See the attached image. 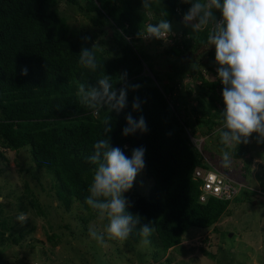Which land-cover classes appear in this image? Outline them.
I'll use <instances>...</instances> for the list:
<instances>
[{
    "label": "trees",
    "instance_id": "obj_1",
    "mask_svg": "<svg viewBox=\"0 0 264 264\" xmlns=\"http://www.w3.org/2000/svg\"><path fill=\"white\" fill-rule=\"evenodd\" d=\"M62 2L77 8L104 35L96 49L101 67L95 72L79 64L82 48L91 49L95 38L72 29L60 11ZM190 7L181 0H153L149 10H143L142 0H0V157L6 159L5 152L28 147L31 167L52 177L50 191L54 193L49 196L58 205L48 206L66 211L76 206L85 213L82 219L86 223L98 217L85 204L95 168L87 158L94 153V144L109 139L129 158L133 149L145 148V167L137 178L147 179L149 190L125 193L129 211L141 218L129 239L144 248L139 258L145 264L158 263L171 250L184 254L183 243L192 240L197 231L216 228L230 211L232 200L207 195L201 201L204 179L196 178L195 172L224 168L225 173L233 174L232 163L250 152V142L241 143L230 150L229 167L218 159L224 148L218 133L223 125L224 85L217 78L216 50L208 43V31L196 33L183 21ZM216 16L222 18L218 11ZM161 19L172 25L166 40L138 36L145 25ZM108 28L113 30L112 37ZM151 39L158 44L150 51L149 44H143ZM107 43L115 46L113 58L107 56ZM163 55L173 61L172 71L157 67L155 59ZM24 68L27 76L21 75ZM125 72L126 79L117 82ZM102 74L113 78L117 93L122 87L139 85L136 90L129 87L127 107L122 111L103 107L94 115L80 103L78 85L95 86ZM136 97L140 111L132 108ZM129 114L136 120L143 116L147 132L124 136ZM106 120L110 133H104ZM201 139L202 143L196 142ZM245 163L244 170L249 172L251 159ZM20 199H27L37 215L45 214L28 184ZM1 203L0 245H18L35 228L17 233L10 219L3 217ZM149 223L153 231L144 244L140 226ZM212 247L208 236L198 251L216 259ZM0 258L8 262L7 256Z\"/></svg>",
    "mask_w": 264,
    "mask_h": 264
},
{
    "label": "clouds",
    "instance_id": "obj_2",
    "mask_svg": "<svg viewBox=\"0 0 264 264\" xmlns=\"http://www.w3.org/2000/svg\"><path fill=\"white\" fill-rule=\"evenodd\" d=\"M181 2L191 5L183 16L184 23L196 33L207 30L208 43L216 50L217 78L224 85L222 96L225 104L221 112L223 125L218 130L220 143L224 145L221 149V164L229 167L232 162V148L241 143L247 144L253 134L257 135L258 142H264V0ZM152 3L153 0H142L143 10H149ZM217 11L221 14V19H217ZM171 33L170 22L161 19L158 23L145 25L144 31L138 33V36L166 40ZM96 49L97 44H94L91 49L82 48L79 54V64L93 72L101 67ZM27 74V68L21 70V75ZM126 77L125 72L118 77L117 82H123ZM114 84L112 77L102 74L95 86L79 84L76 94L80 103L92 109L94 115L103 107L119 112L127 107L129 87L136 90L139 85L122 87L117 93ZM132 108L133 111L141 110L138 97L134 98ZM126 121L124 136L148 130L143 116L136 120L129 114ZM105 125L104 133H110V121L106 120ZM201 140L196 142L204 141ZM145 151L143 147L135 148L129 158L121 148L113 147L109 139L104 138L94 144V153L87 158L88 163L95 168L92 169V181L85 204L98 214L100 221H107L103 231L92 224L89 225V236L98 244H104L105 236L113 240H127L137 225H140L139 215H133L129 211L130 203L125 193L133 188L137 176L145 167ZM197 170L203 173L197 177L195 172L196 178L204 179L200 197L203 202L209 198L207 195H210L204 190L205 177L208 174H217L232 183L237 181L232 178L231 173L227 174L217 168L207 173L203 169ZM17 220L23 223L26 220L25 214L21 212ZM151 225L149 223L140 226L144 244L149 243L147 238L153 231Z\"/></svg>",
    "mask_w": 264,
    "mask_h": 264
},
{
    "label": "rangeland",
    "instance_id": "obj_3",
    "mask_svg": "<svg viewBox=\"0 0 264 264\" xmlns=\"http://www.w3.org/2000/svg\"><path fill=\"white\" fill-rule=\"evenodd\" d=\"M60 11L69 19L72 29L95 38L94 43L101 45L104 35L77 8L62 2ZM173 25L178 26L176 23ZM146 43L149 44L150 51L158 44L152 39L143 45ZM105 48L107 56L113 58L115 46L107 43ZM165 59L166 55L161 59L156 58L157 67L163 71H172L173 61ZM207 61L203 59L202 63ZM202 63L201 69L204 70ZM154 69L158 70L156 67ZM249 142L250 152L232 163L236 170L230 175L237 180L234 185L239 188V193H233L230 211L220 219L215 229L212 228L209 232L197 231L192 240L184 242V254L171 250L166 258L155 264H264V142H258L256 134L251 136ZM8 152H5L6 159L0 157V201L3 217L10 219L17 233L33 228L35 231L18 245H0V255L8 257V262L7 259L0 258V264H145V260L139 258V251L144 248L135 246L129 238L113 240L105 236L103 245L92 240L89 225H94L100 231L105 226L104 221H100L98 217L85 223L82 219L85 213L76 206L69 211L49 207L50 204L58 205L54 202V197L49 196L54 193L50 191L52 177L43 170L37 171L31 167L28 147ZM218 159L221 161L220 156ZM245 159H251L249 172L244 170L247 166ZM22 167L25 172L21 171ZM27 184L45 207L44 215H37L27 199L21 201L20 197L25 196ZM150 184L145 178H136L129 191L130 195L148 192ZM21 212L26 216L23 223L17 220ZM208 236L216 259L204 257L198 251V247L204 244ZM168 257L172 259L171 263L167 261Z\"/></svg>",
    "mask_w": 264,
    "mask_h": 264
},
{
    "label": "built area",
    "instance_id": "obj_4",
    "mask_svg": "<svg viewBox=\"0 0 264 264\" xmlns=\"http://www.w3.org/2000/svg\"><path fill=\"white\" fill-rule=\"evenodd\" d=\"M203 173L200 170L196 171V176H202ZM204 190L210 194L219 197L232 198L233 193H238L239 188L234 185V183L225 181L222 176H218L217 174H208L205 177V186ZM204 199V198H203Z\"/></svg>",
    "mask_w": 264,
    "mask_h": 264
},
{
    "label": "water",
    "instance_id": "obj_5",
    "mask_svg": "<svg viewBox=\"0 0 264 264\" xmlns=\"http://www.w3.org/2000/svg\"><path fill=\"white\" fill-rule=\"evenodd\" d=\"M107 30L109 32V36L112 37L114 35L113 30L111 28H108Z\"/></svg>",
    "mask_w": 264,
    "mask_h": 264
}]
</instances>
